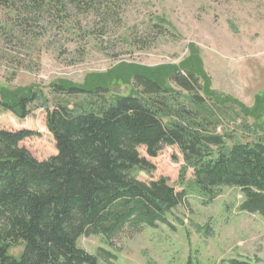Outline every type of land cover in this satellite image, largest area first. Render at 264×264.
Here are the masks:
<instances>
[{
	"label": "trees",
	"instance_id": "1",
	"mask_svg": "<svg viewBox=\"0 0 264 264\" xmlns=\"http://www.w3.org/2000/svg\"><path fill=\"white\" fill-rule=\"evenodd\" d=\"M55 1L0 0V8L16 18L23 14L28 24ZM192 65L154 71L121 66L82 86L56 83L52 109L38 91L0 90V115L24 120L44 110L56 148L39 162L19 146L35 134L0 129V264H115L103 249L94 255L79 249L78 239L101 237L111 249L125 235L158 225L172 229L168 215L184 204L186 191L176 193L164 178L139 181V173L154 167L138 148L151 159L176 148L180 181L191 170L189 186L205 202L222 188L235 189L238 211L264 220V123L258 124L264 95L253 108L240 106L211 92L199 64ZM115 81L131 84L132 92L107 100L103 95ZM78 97L84 102L73 108L64 100ZM16 248L17 256L11 253Z\"/></svg>",
	"mask_w": 264,
	"mask_h": 264
},
{
	"label": "rangeland",
	"instance_id": "2",
	"mask_svg": "<svg viewBox=\"0 0 264 264\" xmlns=\"http://www.w3.org/2000/svg\"><path fill=\"white\" fill-rule=\"evenodd\" d=\"M55 1V0H54ZM48 13L23 23L0 8V90L40 92L52 109V86H82L126 66L154 71L199 64L209 90L245 108L264 95V0H56ZM63 6V7H62ZM62 7L61 11L60 8ZM12 20V21H11ZM194 65H192L194 67ZM168 86V85H167ZM107 100L128 96L131 84L115 81ZM73 105L81 97L64 99ZM84 105V104H83ZM258 124L264 123L259 113ZM253 124L252 118L248 119ZM0 129L35 134L19 146L41 162L56 155L45 126V112L34 109L24 120L0 115ZM141 182L167 180L176 193L186 191L184 204L168 215L172 226L158 225L113 240L81 237L79 249L94 255L112 253L115 264H225L245 260L264 264V220L238 211V190L222 188L205 202L189 186L192 171L180 181L183 161L176 148H163ZM21 249L11 251L15 256Z\"/></svg>",
	"mask_w": 264,
	"mask_h": 264
}]
</instances>
